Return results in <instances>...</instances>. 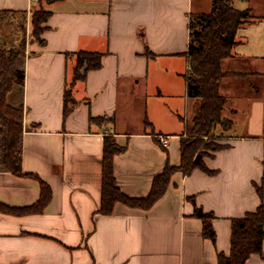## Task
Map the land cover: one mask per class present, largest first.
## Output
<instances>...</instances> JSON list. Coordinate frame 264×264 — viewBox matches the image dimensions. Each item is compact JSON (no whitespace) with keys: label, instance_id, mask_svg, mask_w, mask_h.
Here are the masks:
<instances>
[{"label":"crops","instance_id":"1","mask_svg":"<svg viewBox=\"0 0 264 264\" xmlns=\"http://www.w3.org/2000/svg\"><path fill=\"white\" fill-rule=\"evenodd\" d=\"M234 6L255 20L241 26L222 64L223 114L233 126L225 147L203 159L216 173L177 172L149 210L118 203L103 215L105 136L124 148L113 169L131 198L148 196L167 164L180 165L196 106L184 77L190 16L209 12L212 0H57L46 5L52 15L43 44L30 40L38 0H0L3 48L10 43L1 35L10 31L5 21L26 23L25 81L16 102L24 110L22 171L52 191L43 213L0 212V264H218L220 254L230 255L232 221L260 207L256 186L264 175V0ZM81 51L102 54V67L74 83ZM70 87L75 104L65 118ZM99 118L112 122H91ZM40 197L36 179L0 171V203L26 208ZM196 207L215 215L216 243L203 237ZM246 264H264V242Z\"/></svg>","mask_w":264,"mask_h":264},{"label":"trees","instance_id":"2","mask_svg":"<svg viewBox=\"0 0 264 264\" xmlns=\"http://www.w3.org/2000/svg\"><path fill=\"white\" fill-rule=\"evenodd\" d=\"M57 0H38V7L32 10L31 34L33 39L43 44V33L47 30V22L52 13L46 10V5ZM250 10H238L234 0H212V8L207 13H192L190 16L189 48L185 54L188 61V71L184 75L187 84V96L196 100L193 118L187 127V137L181 142V163L179 166L167 164L163 172L157 175L151 191L144 198H131L119 188L114 175L113 162L116 155L124 152L113 136L107 135L104 140L102 199L99 213L111 215L115 205L124 204L131 208L149 210L167 192L172 176L177 172L189 174L193 168H200L209 175L215 171L209 170L203 162L202 150L218 151L225 146L207 144V137H219L232 128V122L225 118L223 111L226 98L220 94V84L224 77L223 61L232 56L237 44V33L241 26L254 21ZM25 22L20 26L23 37L18 46L6 50L0 45V171L16 176H28L36 179L41 186V197L37 203L26 208H11L0 203V212L15 216L43 213L52 198L50 186L39 176L24 174L22 171V144L24 133V110L22 106L15 107L8 101L9 94L24 86V65L27 48V31ZM147 55L151 53L147 49ZM77 64L73 82L85 80L86 74L102 67L103 55L93 52L76 53ZM82 70H85L82 74ZM75 104L72 89L65 92L64 117L66 118ZM95 121L112 119L99 118ZM147 126L150 123L147 122ZM164 150L166 148L163 146ZM200 156L199 162L196 158ZM262 201L260 207L245 218L233 219L231 253L229 256L220 254L218 264H246L253 254H262L264 242V175L261 186H256ZM194 217L203 222V237L216 243L217 233L213 226L215 215L206 213L201 208L194 211Z\"/></svg>","mask_w":264,"mask_h":264},{"label":"rangeland","instance_id":"3","mask_svg":"<svg viewBox=\"0 0 264 264\" xmlns=\"http://www.w3.org/2000/svg\"><path fill=\"white\" fill-rule=\"evenodd\" d=\"M7 22V26H9L10 28V31L8 33H6L3 29L1 30V35L4 36L5 38L8 36V39H9V42L12 44L13 41H16V40H19L21 41L20 39H22L23 37V34H22V31H21V28L20 26L24 24L25 20L23 19V17H19L18 19H16L15 21H5ZM10 43H7V46L4 48L6 50H9L11 49V45ZM20 44V42H16V46H18ZM20 90L19 88H15L8 96V101L11 105L15 106V107H18L16 102L18 101L17 99L20 98L21 94H20ZM192 118H193V115L192 117L190 118V121H189V125L190 123L192 122ZM227 132L221 134V136L219 137H207L205 138V142L207 144H216V145H220V146H224L223 144V141L227 139ZM213 150H202V152L204 153L205 157L209 156L210 155V152H212ZM204 157V158H205Z\"/></svg>","mask_w":264,"mask_h":264},{"label":"built area","instance_id":"4","mask_svg":"<svg viewBox=\"0 0 264 264\" xmlns=\"http://www.w3.org/2000/svg\"><path fill=\"white\" fill-rule=\"evenodd\" d=\"M30 1H31V3H32L33 5L37 2V0H30ZM161 144H162L163 146H166V143H165L164 140H161Z\"/></svg>","mask_w":264,"mask_h":264},{"label":"water","instance_id":"5","mask_svg":"<svg viewBox=\"0 0 264 264\" xmlns=\"http://www.w3.org/2000/svg\"><path fill=\"white\" fill-rule=\"evenodd\" d=\"M84 72H85V70H82V74H84ZM199 160H200V156H198V157L196 158V162H199Z\"/></svg>","mask_w":264,"mask_h":264}]
</instances>
